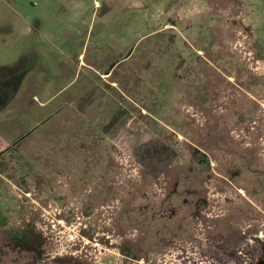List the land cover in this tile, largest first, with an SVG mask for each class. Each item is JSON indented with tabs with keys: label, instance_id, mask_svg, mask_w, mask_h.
<instances>
[{
	"label": "rangeland",
	"instance_id": "rangeland-1",
	"mask_svg": "<svg viewBox=\"0 0 264 264\" xmlns=\"http://www.w3.org/2000/svg\"><path fill=\"white\" fill-rule=\"evenodd\" d=\"M5 15L0 264H264V0H0ZM205 74L245 83L204 104ZM25 224L38 259L12 241Z\"/></svg>",
	"mask_w": 264,
	"mask_h": 264
},
{
	"label": "flooded vegetation",
	"instance_id": "flooded-vegetation-1",
	"mask_svg": "<svg viewBox=\"0 0 264 264\" xmlns=\"http://www.w3.org/2000/svg\"><path fill=\"white\" fill-rule=\"evenodd\" d=\"M236 5V1L233 2ZM224 4H220V2L216 1L214 4V7L216 9H219L220 11L223 10V6ZM232 7V6H231ZM237 7V5H236ZM221 19H223V14L221 11ZM216 55H219L218 57L225 55L222 53H217L215 52ZM215 58H213L214 60ZM210 65L214 66V69H216L217 71H219V75H224V73H228L230 72V74H237V71H235L234 66L230 65L229 67H225L222 65L216 66L213 62L209 63ZM236 68V67H235ZM15 73V72H14ZM206 74H208V72H206ZM206 74L204 76V80H203V85H202V89L204 94L203 100L202 102L204 104H207L208 102H211V100L208 97H213L214 95H210L211 90L209 89L210 86H220V84L222 85V83L226 82V83H232L233 85H238V82L241 84H244L245 81H243L240 78L235 79L234 81L230 80L229 78H227L226 80L224 79H211V78H206ZM17 81H18V75H12V73L8 76L3 74H0V103H4L6 100L10 99L11 95L15 92L16 89V85H17ZM232 81V82H231ZM251 84H255V80L254 79H249ZM264 82V81H262ZM208 98V100H207ZM3 105V104H2ZM208 107V106H207ZM209 108V107H208ZM16 144V143H15ZM28 223V222H27ZM24 230L20 233V234H12L11 238L12 241L14 242V244L19 248H24L25 251L27 252H31L33 254L34 258H39V256H41V250H42V243L43 242H32L31 238H30V226H27L25 224ZM24 239V240H23Z\"/></svg>",
	"mask_w": 264,
	"mask_h": 264
},
{
	"label": "crops",
	"instance_id": "crops-1",
	"mask_svg": "<svg viewBox=\"0 0 264 264\" xmlns=\"http://www.w3.org/2000/svg\"><path fill=\"white\" fill-rule=\"evenodd\" d=\"M4 5H5L4 12L7 11V15H8L9 14L8 12H10V10H12V9L7 2H4ZM12 12H14V11L12 10ZM11 25H12V23H11L9 17L5 15L4 18L2 19V23H0V31L3 30L4 28H9V30L11 31V29H12ZM0 68L6 69V68H8V66H0ZM0 108H2V106Z\"/></svg>",
	"mask_w": 264,
	"mask_h": 264
}]
</instances>
